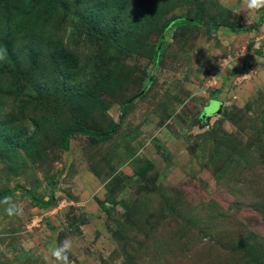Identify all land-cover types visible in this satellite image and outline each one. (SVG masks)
I'll list each match as a JSON object with an SVG mask.
<instances>
[{"label": "rangeland", "instance_id": "374dc122", "mask_svg": "<svg viewBox=\"0 0 264 264\" xmlns=\"http://www.w3.org/2000/svg\"><path fill=\"white\" fill-rule=\"evenodd\" d=\"M242 9L0 0V201L23 209L0 203V264H51L65 239L71 264H264V10ZM181 14L201 24L154 59Z\"/></svg>", "mask_w": 264, "mask_h": 264}, {"label": "trees", "instance_id": "16d2710c", "mask_svg": "<svg viewBox=\"0 0 264 264\" xmlns=\"http://www.w3.org/2000/svg\"><path fill=\"white\" fill-rule=\"evenodd\" d=\"M26 6H28V4L23 1V3L20 4L19 7H17V11L13 10L10 13L12 14L11 18H8L5 16V29L7 32H13L14 30L18 29L19 25L23 27L27 26V22L29 21L30 18H32V16L34 15L35 11L34 7H28L26 8ZM15 13V14H14ZM27 17V18H25ZM264 17V14L262 16H260V20ZM201 24L199 19H195V18H190L187 17L183 14L175 16L171 19H169L161 28L160 33L157 37V45L158 47L153 51V56L154 59L157 58L160 48H161V41H162V35L163 33L166 31L167 28L169 27H186V28H190V27H197ZM223 26L229 28L231 31H239V30H244V31H252L255 30L257 28L258 23H254V24H249V25H234V24H222ZM152 69V67L150 68V70ZM136 96H138V94H135L134 96L130 97L129 99H127L126 101L122 102L120 104V108H122L125 104H127L128 102H130L131 100H133ZM116 127V123L114 121L111 122L110 126L108 127V129H106L105 131H97V130H93V129H88V128H82L81 130L88 136H96V137H103L106 138L108 136H110L112 134V132L114 131ZM67 130H65V132L67 133L71 128H66ZM53 201L52 197H50L47 200H39L38 203L44 206H48L49 204H51ZM51 202V203H50Z\"/></svg>", "mask_w": 264, "mask_h": 264}, {"label": "clouds", "instance_id": "9594fccd", "mask_svg": "<svg viewBox=\"0 0 264 264\" xmlns=\"http://www.w3.org/2000/svg\"><path fill=\"white\" fill-rule=\"evenodd\" d=\"M227 6V4H225ZM264 10V0H244L243 12L246 13V21L248 20L249 13H258ZM4 205H7L5 212L9 216H19L23 214V209L12 201L11 197H5L3 201H0ZM30 246V245H29ZM73 250L72 241L65 239L60 244L56 245L50 250L51 264H71L69 259V253ZM48 260V257H45Z\"/></svg>", "mask_w": 264, "mask_h": 264}, {"label": "water", "instance_id": "95a60500", "mask_svg": "<svg viewBox=\"0 0 264 264\" xmlns=\"http://www.w3.org/2000/svg\"><path fill=\"white\" fill-rule=\"evenodd\" d=\"M212 104H213V113L217 112L220 106V103L217 100H211ZM212 114V113H211Z\"/></svg>", "mask_w": 264, "mask_h": 264}, {"label": "crops", "instance_id": "0c3cea01", "mask_svg": "<svg viewBox=\"0 0 264 264\" xmlns=\"http://www.w3.org/2000/svg\"><path fill=\"white\" fill-rule=\"evenodd\" d=\"M211 100H214V99H210V100L208 101V104H209V102H210Z\"/></svg>", "mask_w": 264, "mask_h": 264}]
</instances>
